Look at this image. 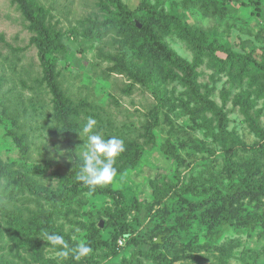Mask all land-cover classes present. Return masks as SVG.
<instances>
[{"label": "trees", "instance_id": "trees-1", "mask_svg": "<svg viewBox=\"0 0 264 264\" xmlns=\"http://www.w3.org/2000/svg\"><path fill=\"white\" fill-rule=\"evenodd\" d=\"M9 1L28 22L30 43L37 51L40 65L41 75L37 83L51 97L52 129L72 147L70 161L66 165L68 172L55 173V188L46 187L40 180L48 173L50 166L47 163L36 166L28 163L26 158L9 164L0 161V264H94L100 257V251L116 254L118 241L124 242L130 235V227L126 222V197L122 191L114 188L113 182L98 186L89 197L101 195L111 199L110 206L104 208L100 215V218L105 219L104 226L110 228L107 238L102 237L98 227L92 223L86 227L88 236L85 242L92 248L88 256L79 261L73 260L71 255L66 260L46 256V248L52 247L42 239L44 232L63 235L73 247L79 242L63 231L58 220L59 216L68 219L74 213L73 205L79 204L88 196V188L76 180L80 156L77 154L79 148L73 140L82 131L88 118L97 119L98 115L93 113V107L83 101L75 104L60 87L57 61L67 50L63 34L52 23L49 10L39 0ZM247 1L182 0L185 7L196 8L204 16L210 17L224 15L230 4L244 7L251 5L254 8L252 13L261 10L258 1ZM164 2L165 0H154L153 3L151 0H138L137 5L130 8L121 0H99L98 15L88 16L78 22V25L82 28L84 38L107 46V51L98 47L97 57L110 64V73L125 75L132 80V86L138 84L151 90L156 100L151 115L153 123L157 121L155 115L161 109L167 108L169 112L174 110L172 98L163 96L160 88L168 82H180L187 97V102L180 101V107L186 110L193 103V108L188 110L192 123L221 153V168L216 170L215 159H210L206 167L207 178L199 175L185 183L176 175L172 177L170 184L164 183L161 189L152 187L151 202L148 205L151 218L156 219L157 215L160 217L161 213L166 212L168 216L165 223L168 222L167 219L174 212L171 208L174 200L185 204L182 210L184 214L177 223L174 221L170 226L156 224L147 239L148 249L141 252V255L149 264H174L191 257L192 254L185 251L189 247L190 251L203 250L206 253L215 250L218 252L216 264H228L232 246L218 243L222 229L233 225L252 228L255 224H260L264 229V131L259 126L260 111L254 110L258 101H262L264 107V53L258 57L257 49L236 51L231 47L215 46V42L208 41L202 31L193 29L176 8H165ZM172 36H176L193 50L195 57L192 62L183 59L169 47L166 38ZM3 41L4 37L0 34V42ZM217 51L226 54L225 64L236 70L234 78L243 87L234 95L233 106L238 107L244 123L263 142L252 149L249 157L239 154H246L247 147L235 131L228 130L229 118L225 113V105L231 96L230 91L224 88L220 91L221 104H218L207 93H201L197 82V69L202 58H214ZM0 105L1 124L11 122L12 126L21 130L27 126L26 121L18 122L19 114L16 109ZM164 116L172 122L169 113ZM7 130L10 133L11 130ZM11 135L18 140L16 135ZM21 137L22 140L16 143L23 154H26L27 137L23 134ZM107 138L110 137L105 136ZM122 140L125 151L116 159L118 164L115 167L123 163L118 172L124 171L127 165L134 166L141 153V147L134 140ZM198 146L202 151L215 155L214 149H206L203 142ZM160 151L171 163V167L180 161L176 150L170 145H162ZM32 202L37 210H32ZM194 226L199 229L203 227L208 239L202 245L186 247L180 236L189 237L192 233L196 235L198 232L192 230ZM159 235L163 237L162 242L156 243L154 239ZM261 235L264 237V231ZM4 237L11 242L6 250L3 245ZM262 254L264 248L261 251H243L241 260L244 264H260L258 261Z\"/></svg>", "mask_w": 264, "mask_h": 264}, {"label": "rangeland", "instance_id": "rangeland-1", "mask_svg": "<svg viewBox=\"0 0 264 264\" xmlns=\"http://www.w3.org/2000/svg\"><path fill=\"white\" fill-rule=\"evenodd\" d=\"M121 1L133 8L138 0ZM254 1H258L261 7L256 14L252 13L254 8L251 5L244 7L230 4L224 15L211 17L204 16L196 8L185 7L182 0H165L164 4L165 8H176L193 29L202 31L208 41L215 42V46L231 47L236 51L240 49L250 51L253 48L258 50L260 57V54L264 53V0ZM39 2L49 10L52 23L63 34L67 51L58 58L56 71L64 94L77 105L83 101L95 109L93 113L97 114L98 118L95 119L93 132L101 133L104 138L115 136L134 140L141 147L139 161L132 167L127 165L124 171H117L113 181L114 188L122 191L126 197L128 204L126 222L130 227V235L125 238L124 244H116V254L100 251V257L94 264H149L141 252L148 249L147 239L151 234L150 230L159 223L162 225L164 223L165 226H170L174 221L177 223L184 214L182 210L185 205L174 200L171 204L174 212L166 223L165 218L168 216L166 212L161 213L160 217L156 214V219L151 218L148 205L151 202L152 187L161 189L164 183L170 184L172 177L176 175L185 183H188L190 178H198L199 175L207 178L206 167L210 159H215L216 170L221 168L222 157L219 148L204 137L202 132L197 131L192 123L188 110L193 108V103H190L186 110L180 107L181 100L187 102L185 90L180 82H168L160 88L163 96L172 98L174 110L169 112L167 108L161 109L155 115L157 121L153 123L151 115L156 100L151 90L138 84L132 86V80L125 75L110 73L108 70L110 64L98 59V47L107 51V46L84 38L78 22L88 16L98 15L99 0H39ZM27 25L28 22L15 5L9 0H0V34L4 37V41L0 42V104L16 109L19 114L18 122L26 121L27 124L21 130L17 126H12L11 122L0 123V161L9 164L24 161L26 158L28 163L36 166L47 163L50 166L48 173L40 180L46 187L55 188L57 184L55 173L66 172L72 145L55 134V130L52 129L51 97L46 95L37 83L41 75L40 65L37 51L30 43ZM166 42L177 55L188 62L193 61L195 57L193 50L176 36L166 38ZM225 58L226 54L223 51H217L214 58L203 57L197 69L199 73L197 82L201 93H207L218 104H221L220 91L223 88L230 91L231 96L225 105V113L229 118L228 130L235 131L247 147L246 154H239L249 157L252 149L264 141L259 140L250 131L238 107L232 104L234 95L243 87L238 85L234 78L236 70L225 64ZM254 110L260 111L259 126L264 131L263 102L258 101ZM165 113H169L171 123L165 118ZM7 129L11 130L10 133H7ZM11 134L16 135L20 141L21 135H26L25 146L28 147L26 154H23L21 147L16 143L18 140ZM86 139L82 131H79L73 140L79 148L77 152L79 156ZM198 142H203L206 149H214L215 155L202 151ZM162 145H170L176 150L180 161L175 166L171 167V163L161 154ZM121 164L123 163L116 167L117 170L121 169ZM110 203L111 199L101 195L95 198L85 196L82 202L73 205L74 213L69 215L68 219L59 216L58 224L65 233L72 238L75 237L77 241L86 240L88 236L86 227L92 223L98 227L101 236L107 238L110 228L104 226L105 219L100 218V215ZM32 210H37L34 202ZM192 230L198 233L196 235L192 233L189 237L180 236L185 246L204 244L208 239L206 230L197 226L192 227ZM263 231L260 224H255L252 228L233 225L222 229L218 243L232 246V256L228 264H244L241 260L243 251H261L264 248V237L261 235ZM162 239L163 237L159 235L154 241L162 242ZM3 243L5 250L11 245L7 237H4ZM185 251L191 253V257L174 264H216L218 252L215 250L206 253L203 250L190 251L187 247ZM46 256L57 257V251L46 248ZM258 263L264 264V254Z\"/></svg>", "mask_w": 264, "mask_h": 264}, {"label": "clouds", "instance_id": "clouds-1", "mask_svg": "<svg viewBox=\"0 0 264 264\" xmlns=\"http://www.w3.org/2000/svg\"><path fill=\"white\" fill-rule=\"evenodd\" d=\"M95 125V119L88 118L82 128V133L87 139L80 153V169L76 176V180L88 188V196H91L98 186L102 187L114 181L117 176V168L114 167L116 159L125 151L122 139L115 136L105 139L101 133L93 132ZM42 239L53 249H58L57 257L60 260H66L71 255L73 260L79 261L92 252V248L85 241L80 240L73 247L63 235L55 232H44Z\"/></svg>", "mask_w": 264, "mask_h": 264}, {"label": "built area", "instance_id": "built-area-1", "mask_svg": "<svg viewBox=\"0 0 264 264\" xmlns=\"http://www.w3.org/2000/svg\"><path fill=\"white\" fill-rule=\"evenodd\" d=\"M118 243L121 245V243H123V240H119Z\"/></svg>", "mask_w": 264, "mask_h": 264}, {"label": "water", "instance_id": "water-1", "mask_svg": "<svg viewBox=\"0 0 264 264\" xmlns=\"http://www.w3.org/2000/svg\"><path fill=\"white\" fill-rule=\"evenodd\" d=\"M102 224H100V227H101ZM160 241H157L156 243H159Z\"/></svg>", "mask_w": 264, "mask_h": 264}]
</instances>
